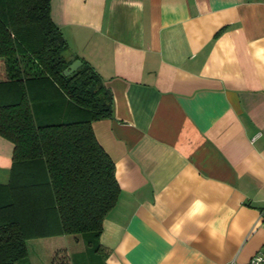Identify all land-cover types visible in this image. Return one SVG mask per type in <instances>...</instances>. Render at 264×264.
<instances>
[{"label": "crops", "instance_id": "0c3cea01", "mask_svg": "<svg viewBox=\"0 0 264 264\" xmlns=\"http://www.w3.org/2000/svg\"><path fill=\"white\" fill-rule=\"evenodd\" d=\"M50 15L66 58L113 97L112 116L92 123L120 189L104 263L264 257V0H50ZM12 154L0 137V184ZM76 236L31 239L27 256L47 243L52 260L86 264L63 245Z\"/></svg>", "mask_w": 264, "mask_h": 264}, {"label": "trees", "instance_id": "16d2710c", "mask_svg": "<svg viewBox=\"0 0 264 264\" xmlns=\"http://www.w3.org/2000/svg\"><path fill=\"white\" fill-rule=\"evenodd\" d=\"M67 50L50 0H0V137L13 145L0 264H20L31 239L63 235H83L86 264H105L99 238L120 189L92 123L112 116L113 97L85 61L63 75ZM51 264L70 262L60 251Z\"/></svg>", "mask_w": 264, "mask_h": 264}, {"label": "rangeland", "instance_id": "374dc122", "mask_svg": "<svg viewBox=\"0 0 264 264\" xmlns=\"http://www.w3.org/2000/svg\"><path fill=\"white\" fill-rule=\"evenodd\" d=\"M76 237L79 238L80 245H76L75 242H73V245H72L71 242L69 243V241L67 240H66V243L63 245H65V247H67V249L70 250V253H72L73 256L77 257V259H84L87 262L88 257H89V254H88L89 251L83 241V235H78ZM51 255H52V252H51V249L49 248V245L47 243H43L42 245H36L35 247L29 246V255L23 261L27 262V260L29 259L32 264L36 261L39 264H44V263L51 264V261H52ZM31 263H28V264H31Z\"/></svg>", "mask_w": 264, "mask_h": 264}, {"label": "water", "instance_id": "95a60500", "mask_svg": "<svg viewBox=\"0 0 264 264\" xmlns=\"http://www.w3.org/2000/svg\"><path fill=\"white\" fill-rule=\"evenodd\" d=\"M82 62L80 60H75L73 61L64 71H63V75L64 76H69L71 75L73 72H75L80 66H81Z\"/></svg>", "mask_w": 264, "mask_h": 264}, {"label": "built area", "instance_id": "2783aa9c", "mask_svg": "<svg viewBox=\"0 0 264 264\" xmlns=\"http://www.w3.org/2000/svg\"><path fill=\"white\" fill-rule=\"evenodd\" d=\"M260 216L264 219V208L260 212ZM264 262V257L262 256H255L253 257L248 264H261Z\"/></svg>", "mask_w": 264, "mask_h": 264}]
</instances>
